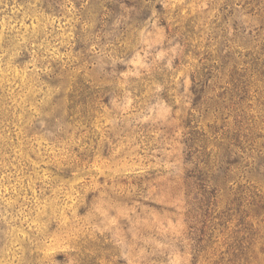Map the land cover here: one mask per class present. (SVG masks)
Returning <instances> with one entry per match:
<instances>
[{"label":"rangeland","instance_id":"obj_1","mask_svg":"<svg viewBox=\"0 0 264 264\" xmlns=\"http://www.w3.org/2000/svg\"><path fill=\"white\" fill-rule=\"evenodd\" d=\"M0 264H264V0H0Z\"/></svg>","mask_w":264,"mask_h":264}]
</instances>
